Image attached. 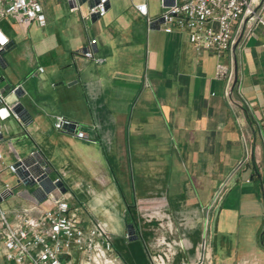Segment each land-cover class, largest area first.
I'll return each instance as SVG.
<instances>
[{"label":"crops","instance_id":"crops-1","mask_svg":"<svg viewBox=\"0 0 264 264\" xmlns=\"http://www.w3.org/2000/svg\"><path fill=\"white\" fill-rule=\"evenodd\" d=\"M108 1L110 9L95 23L83 20L86 7L72 12L70 0L43 4L45 27L2 23L11 43L0 89L22 87L25 95H11L12 103L21 101L28 111L24 121L4 123L5 164L21 157L16 122L34 143L28 157L38 151L51 178H62L86 225L101 222L121 235L131 204L167 202L182 218L186 250L201 244L203 253L206 240L211 264L250 255L264 264V27L241 51L229 102L225 82L215 76L227 55L196 52L187 32H165L164 0ZM143 3L147 16L137 10ZM91 40L97 41L94 60L84 56ZM56 115L80 124L89 139L55 130ZM12 176L2 169L1 181L14 187L4 207L34 204L29 189L16 190L7 180ZM208 211L210 237L203 233ZM0 264L15 263L0 254Z\"/></svg>","mask_w":264,"mask_h":264},{"label":"built area","instance_id":"built-area-1","mask_svg":"<svg viewBox=\"0 0 264 264\" xmlns=\"http://www.w3.org/2000/svg\"><path fill=\"white\" fill-rule=\"evenodd\" d=\"M47 0H0V32L2 23L11 18L22 29L27 30L33 24L40 27L47 25L43 4ZM72 2V12L80 10V6ZM108 0H101L100 4L88 10L83 15L85 22H90L92 15L106 12L105 4ZM137 10L147 16V5L139 4ZM164 31L167 33L187 32L190 44L196 52L211 51L218 56L227 55V61L220 63L216 68V78L225 82L224 96L232 102V93L238 83L236 73V50L254 36L259 27H264V0H177L176 5L165 9L161 16ZM149 24L153 23L148 19ZM96 40L90 41L84 56L95 59L94 45ZM9 45V44H8ZM0 46V53L7 46ZM43 72V68H39ZM18 87L5 92L0 89V146L5 142L4 123L11 117L19 120L13 108L16 104L10 103L8 97L16 95ZM75 125L72 133L80 140H88V134L81 125L73 122L64 115H56L54 128L58 132L69 133L68 129ZM71 134V133H69ZM244 139L245 136L243 135ZM10 152L12 149L10 148ZM34 165L39 167L38 176L51 171L43 161L40 162L37 154ZM5 157L0 147V174L2 169L16 176V163L25 159L18 157L12 164H5ZM250 158L241 161L234 173L245 167ZM258 163V162H257ZM32 177L33 174H31ZM228 178L213 198L218 201L229 180ZM62 181L58 177L54 183ZM11 192L13 195L11 196ZM14 196V187L5 184L0 179V254L9 262L15 264H125L118 252L111 234L101 222L86 225L79 208L73 204V196L56 189L48 195L43 203L6 208L5 200ZM46 203H50L47 208ZM211 205V206H212ZM211 208V207H210ZM208 223V222H207ZM204 240V253L200 264L204 263L207 243Z\"/></svg>","mask_w":264,"mask_h":264},{"label":"rangeland","instance_id":"rangeland-1","mask_svg":"<svg viewBox=\"0 0 264 264\" xmlns=\"http://www.w3.org/2000/svg\"><path fill=\"white\" fill-rule=\"evenodd\" d=\"M12 23L20 27V24L11 18L6 19L3 22V25L11 26ZM20 29L23 30L21 27ZM2 33L7 39L6 44H10L11 40L3 29ZM245 46L236 50V73H238V65L240 61L239 57L241 56V51L245 48ZM16 48L17 46L14 49ZM8 101L12 103L14 101V96L10 95L8 97ZM8 123L12 124V121L10 122L9 120ZM13 125L16 128L15 135H18L17 139L15 138L14 147L20 153L21 157L25 159L29 156V151L34 148V143L28 136L19 134L16 122H13ZM7 180L15 187L18 185L17 177L15 175L11 178H7ZM20 189L28 190L25 186H19L16 188V190ZM226 190L227 186L218 201L216 200L213 205L212 200V207L215 206L214 208H216L219 206ZM129 209L131 212L130 214L127 213L128 218L126 215V219L124 220L123 234L115 236L112 235L115 246L125 264H200V259L204 253H202L201 244L192 251L186 250V236L182 234V218L180 217V213L171 208V205L169 208V204L167 202H147L140 204V206L136 204V207L131 204ZM209 213L210 211L207 213L208 217L206 216L207 218L203 221V233L204 235H208V237H210L209 221L211 222V220H209ZM128 224L135 225L137 234L139 235L138 240H129L127 235ZM210 244L207 246L203 264H211V259L213 257L211 256L212 246ZM207 256H209V260ZM235 264H259V256L250 255L244 258H238L236 259Z\"/></svg>","mask_w":264,"mask_h":264},{"label":"water","instance_id":"water-1","mask_svg":"<svg viewBox=\"0 0 264 264\" xmlns=\"http://www.w3.org/2000/svg\"><path fill=\"white\" fill-rule=\"evenodd\" d=\"M101 0H77L75 4L79 5L80 7H86L87 9H92L95 6L100 4ZM177 0H164V5L166 7H172L176 5ZM111 5L110 2L107 1L105 4V11L110 9ZM101 18L99 13L93 14L91 23L97 22ZM8 48V46H7ZM6 48V49H7ZM5 49V50H6ZM0 53V65L3 64L4 61V53ZM87 50H85L86 52ZM25 95V92L22 87H18L16 92V96L18 99H21ZM14 113L24 121L25 118L28 116V111L26 110L25 106L21 101H17L14 108ZM69 133H74L75 125H72L68 129ZM40 162H43L42 155L40 153L37 154ZM34 158L28 157L24 160V162H17L15 165L17 167L16 176H17V184L18 186H25L29 190L30 196L38 203H43L47 200L48 195L55 191L57 188L60 189L62 193H66L68 188L65 186L63 181H57L54 183V180L51 178V171L48 170L42 176H38L39 167L34 165ZM33 174L34 177L31 176ZM13 192H11V196ZM0 201L2 198L0 197ZM127 235L130 241H136L139 239V235L137 234V230L134 224L127 225Z\"/></svg>","mask_w":264,"mask_h":264},{"label":"clouds","instance_id":"clouds-1","mask_svg":"<svg viewBox=\"0 0 264 264\" xmlns=\"http://www.w3.org/2000/svg\"><path fill=\"white\" fill-rule=\"evenodd\" d=\"M5 43H7V39H6V37H4L3 33L0 32V46H2ZM2 115H3V113L0 112V116H2Z\"/></svg>","mask_w":264,"mask_h":264},{"label":"trees","instance_id":"trees-1","mask_svg":"<svg viewBox=\"0 0 264 264\" xmlns=\"http://www.w3.org/2000/svg\"><path fill=\"white\" fill-rule=\"evenodd\" d=\"M129 208H130V206H129ZM130 212H131V211H130V209H129L128 214H130ZM128 214H127V218H128Z\"/></svg>","mask_w":264,"mask_h":264},{"label":"bare ground","instance_id":"bare-ground-1","mask_svg":"<svg viewBox=\"0 0 264 264\" xmlns=\"http://www.w3.org/2000/svg\"><path fill=\"white\" fill-rule=\"evenodd\" d=\"M107 230V229H106ZM108 231V230H107ZM111 236H112V234H111Z\"/></svg>","mask_w":264,"mask_h":264}]
</instances>
